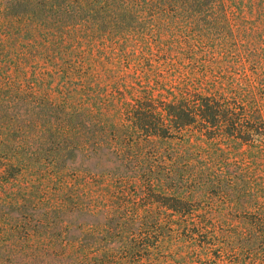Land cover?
I'll return each mask as SVG.
<instances>
[{
	"label": "trees",
	"instance_id": "trees-1",
	"mask_svg": "<svg viewBox=\"0 0 264 264\" xmlns=\"http://www.w3.org/2000/svg\"><path fill=\"white\" fill-rule=\"evenodd\" d=\"M0 1V120L7 122L0 127L21 135L38 128L57 136L73 155L75 151L93 158L105 151L117 161L97 175L84 172L82 184L54 195L55 200L67 195L56 202L57 210L70 207L67 211L81 220L86 240L71 248L32 244L41 228L29 220L21 225L17 217L6 213L15 225L9 231L0 226L4 237L0 264H34L46 259L49 264H113L112 254L119 251L141 257L155 247L150 239L156 234L151 231L165 230L162 219L191 215L189 198L216 190L235 200L242 196L234 181L238 178L244 194L240 199L264 197V184L253 182L261 179L259 172L264 170V107L246 75L234 77V70L244 69V63H256L263 69L264 0ZM15 10L20 13L10 15ZM182 34L192 41L189 46L197 44L220 56L226 52L231 62L224 67L215 61L218 71L210 72V77L189 70L179 81L165 85L155 79L151 87L137 73L150 60L145 41L144 50L135 57L133 76L121 73L119 67L106 69L103 79L93 73L90 55L96 40L108 38L110 45L126 53L134 48L133 39L150 35L161 48L166 45L162 38L169 35L172 47ZM171 47H167L170 52ZM98 55L101 58L100 51ZM191 62L188 67L196 69L195 60ZM148 65L150 69L152 64ZM60 75L73 88L53 100L42 90L47 81ZM176 140L177 145L173 144ZM22 144L12 139L0 149L11 168L30 162L32 154ZM221 145L234 150L246 146L241 154L245 167L228 164L229 153ZM214 160L225 163L223 170H214ZM4 161L2 167L7 165ZM137 182L153 195L168 191L171 196L176 192L184 197L153 200L163 209L161 213L146 210L138 214L126 195L128 185L133 183L137 189ZM30 204L27 195L1 207L31 218ZM258 213L257 226L262 231L264 208ZM114 237L119 239L118 246L110 240ZM227 238L226 246L241 255L252 253L254 239H243L235 232Z\"/></svg>",
	"mask_w": 264,
	"mask_h": 264
},
{
	"label": "rangeland",
	"instance_id": "rangeland-1",
	"mask_svg": "<svg viewBox=\"0 0 264 264\" xmlns=\"http://www.w3.org/2000/svg\"><path fill=\"white\" fill-rule=\"evenodd\" d=\"M2 4L3 2L0 1V12ZM15 13L19 14L20 12L15 10L10 15ZM17 23H21V19H18ZM232 24H234V20H232ZM162 39L166 45L161 46V48L157 47L156 38L150 35L143 40L142 38L133 39L131 45L135 43L134 48H128L126 53H123L116 44L110 45L108 38L102 41L96 40L90 55L93 73L103 79L106 69L116 70L119 67V70L123 71L121 73L133 76L136 69L135 57L144 50L145 44L143 42L145 41L149 43L150 48L147 57L150 60L149 62L146 60L143 69L139 67L137 73L141 76L143 84H148L151 87L154 86L153 81L155 79H159L160 82L164 81L165 85L171 81H179V77H182L181 75L189 70L196 72L198 76L205 72L210 77V72L218 71L216 64H214L215 61H219L217 65L226 67L228 61L231 62L232 60L226 52L220 56L219 52L209 53V49L199 47L197 44L189 46L188 44H191L192 41L188 39L186 34L178 36L172 47L171 42H169V35ZM168 46L173 51L170 52ZM83 50L85 53L89 52L85 46H83ZM98 51L101 53V58L98 57ZM133 51L135 52L134 56L131 55ZM117 54L121 56V59L117 58ZM126 55L127 57H125ZM191 60H195L197 63L196 69L188 67L192 63ZM101 63L103 66L100 65ZM148 64H152L150 69ZM243 65H245L244 69L243 66H239L238 70H234L236 74L233 73V75L235 78H242L244 74L246 75L245 78L254 84L253 92L256 100L264 107V86L261 87L264 82H260L264 77V65L263 69L256 63H244ZM146 72L149 73L144 74ZM158 75H161L162 78L157 77ZM46 84L48 85L42 91L53 100H59L62 94H67L68 90L73 88L72 83L66 81L64 75L57 76L53 80L47 81ZM6 123L0 120V126ZM12 139L15 140L16 145L18 140L22 141L21 146L32 155L29 163L23 166L13 164L14 168H11L9 166L11 163L4 161L3 155L0 154V164L3 161L7 164L4 167H2L3 164L0 165V226L9 231L15 225V221L6 216L8 213V215L17 217L21 225L29 220L31 225L35 224V227L41 228L33 235L32 240L30 239L32 244L71 248L78 245L79 242L81 243V240H86L84 229L79 225L81 220L76 219L75 215L72 216L67 211L70 210V207L67 206V209L62 211L57 210L56 202L61 198L67 199V195H62L57 200L54 199V195L60 194L62 191L65 192L66 190L63 188L77 187L82 184L84 172L91 176L97 175L103 169L116 165L117 161L114 155L105 153V151H102L100 156L93 158H87L84 153L75 151H73V155L71 152H66V144L52 133H42L36 128L21 135L20 133H12L7 127H0V149L3 144L6 145ZM175 142L173 144L177 145L178 140ZM175 145L174 147H176ZM221 148L229 153L228 164L245 167L242 164L241 154L247 150L246 146L239 150L228 148L226 145H221ZM63 153L67 155L66 158L62 157ZM203 157L206 162L210 163L208 157ZM214 162L215 171L223 170L222 166L225 163L222 164L215 160ZM250 168L252 169V167ZM259 177L262 180H253V182L264 184V170L259 172ZM239 180L238 178L234 181L238 184L237 191L242 192L241 195L243 196ZM140 186L141 189L139 190ZM136 187L137 189L133 183H130L126 195L131 197L130 203L138 214H144L146 210H151L154 213L163 211V209L158 208V203L152 202L153 200L164 202L166 197H184L182 194H176V192L171 196L169 194L172 193L168 191L165 194L153 195L150 189L142 185L141 182H137ZM225 191L228 190L223 192ZM178 192L186 193L180 190ZM217 192L216 190H209L200 198H189L193 209L189 216L174 215L162 219L165 230L161 233L151 231L153 235L156 234L154 238L150 239L151 243H155V247L150 250L149 254H142L140 257L119 251L112 254L111 261L113 264H127L129 262L136 264H264V232H262L264 226L262 231L257 226L261 218L258 212L260 208H264V197L240 199L242 197L240 196L233 200L224 195L225 193L218 194ZM27 195H30L31 199L30 211L33 213L31 218L28 216L24 218V214H17L11 208L1 207V204L6 201L16 197L23 198ZM150 195L154 198L149 197ZM189 199L185 197L183 200L188 201ZM71 217L73 220H70ZM51 222L56 223V225L53 226ZM10 223H12L11 226ZM188 229L190 231H187ZM234 232L239 233L243 239H254L252 253L241 255L235 249L226 246L228 243L227 236ZM257 237H260L261 240L257 241ZM1 240H4V237L0 235V242ZM25 240L28 239L25 238ZM110 240L112 243L118 242L116 246L120 243L118 237L110 238ZM49 263L51 261L46 259L34 264Z\"/></svg>",
	"mask_w": 264,
	"mask_h": 264
}]
</instances>
